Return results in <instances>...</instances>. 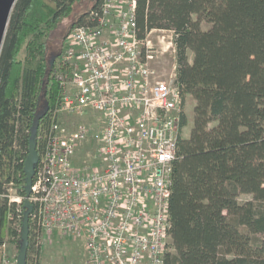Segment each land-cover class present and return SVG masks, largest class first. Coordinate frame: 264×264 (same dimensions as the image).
<instances>
[{"label":"trees","instance_id":"1","mask_svg":"<svg viewBox=\"0 0 264 264\" xmlns=\"http://www.w3.org/2000/svg\"><path fill=\"white\" fill-rule=\"evenodd\" d=\"M81 1L17 0L11 12L0 53V264L6 232L19 250L22 237L9 185L25 199L33 124L47 109L40 158V134L60 100L58 73L70 77L57 65L64 43L49 58V37ZM137 23L140 36L174 31L176 82L184 108L188 97L194 103L181 114L165 264H264V0H138ZM244 194L253 198L241 201ZM31 250L30 238L27 264Z\"/></svg>","mask_w":264,"mask_h":264},{"label":"built area","instance_id":"2","mask_svg":"<svg viewBox=\"0 0 264 264\" xmlns=\"http://www.w3.org/2000/svg\"><path fill=\"white\" fill-rule=\"evenodd\" d=\"M138 0H102L65 41L61 95L35 170L30 200V264L48 238L81 239L86 264H165L171 250L169 204L184 96L177 73L156 67L176 55L174 31L139 35ZM177 66V65H176ZM97 166H79L83 146ZM11 216L22 230L24 197L11 183ZM2 244L1 264H17Z\"/></svg>","mask_w":264,"mask_h":264},{"label":"rangeland","instance_id":"3","mask_svg":"<svg viewBox=\"0 0 264 264\" xmlns=\"http://www.w3.org/2000/svg\"><path fill=\"white\" fill-rule=\"evenodd\" d=\"M95 0H83L78 3L74 11L67 16L57 27L52 31L49 37V49L47 51L48 57L50 58L52 54L57 53L60 46L63 44V50L61 51L59 57L63 55L65 48L64 38L70 31V26L76 20V18L90 9ZM70 33V32H69ZM171 51V50H170ZM167 53L162 54V56L157 61L156 67L164 77H170L171 74L175 73L177 70V60L176 55ZM190 58L192 61L193 53L190 52ZM59 58L57 63L60 62ZM58 65V64H57ZM194 109V103L191 98L188 97L185 110L188 114H192ZM192 127V122H190L184 128V134L189 135L190 129ZM95 148L91 146H83L80 150L79 155L75 158V163L79 166H87L89 168H95L97 166L96 159L94 158ZM13 192V191H9ZM253 195L244 194L241 196V201L251 200ZM14 228L16 227L12 224ZM4 241L7 242V247L9 252L18 255L19 247L16 242V237L12 236L9 231L6 232ZM40 264H86V252L84 243L81 239H58V238H48L44 244V248L41 255Z\"/></svg>","mask_w":264,"mask_h":264},{"label":"water","instance_id":"4","mask_svg":"<svg viewBox=\"0 0 264 264\" xmlns=\"http://www.w3.org/2000/svg\"><path fill=\"white\" fill-rule=\"evenodd\" d=\"M17 0H0V53L3 46V41L6 35L9 19L11 16V12L14 4ZM56 57H53V62ZM47 109L44 110L42 114H40L32 127L31 137L29 143V153L27 159L25 161V170H26V196L23 201V205L25 208L23 223H22V237H21V245L20 250L17 256V264H27V256L30 245V220L31 214L34 209V205L30 200L31 187L33 185V178L35 175V170L39 162V154L37 152V143H38V127L39 121L46 114Z\"/></svg>","mask_w":264,"mask_h":264}]
</instances>
